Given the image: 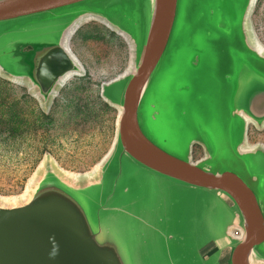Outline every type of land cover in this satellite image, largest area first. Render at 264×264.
<instances>
[{"label":"water","instance_id":"water-1","mask_svg":"<svg viewBox=\"0 0 264 264\" xmlns=\"http://www.w3.org/2000/svg\"><path fill=\"white\" fill-rule=\"evenodd\" d=\"M254 2L0 0V74L45 110L85 73L69 48L83 20L130 49L100 90L118 109L110 150L81 180L46 161L0 200V264H264V147L245 146L264 125Z\"/></svg>","mask_w":264,"mask_h":264},{"label":"rangeland","instance_id":"rangeland-1","mask_svg":"<svg viewBox=\"0 0 264 264\" xmlns=\"http://www.w3.org/2000/svg\"><path fill=\"white\" fill-rule=\"evenodd\" d=\"M252 40L264 49V0H255L248 18ZM69 48L85 69L70 77L47 110L27 84L0 74V200L22 198L41 165L52 162L65 174L93 175L115 138L118 109L101 96V85L128 66L127 40L97 19L83 20ZM247 148L264 147V125L250 123ZM205 155L201 145L192 160Z\"/></svg>","mask_w":264,"mask_h":264},{"label":"bare ground","instance_id":"bare-ground-1","mask_svg":"<svg viewBox=\"0 0 264 264\" xmlns=\"http://www.w3.org/2000/svg\"><path fill=\"white\" fill-rule=\"evenodd\" d=\"M259 47L260 50H264L261 46L257 45Z\"/></svg>","mask_w":264,"mask_h":264}]
</instances>
